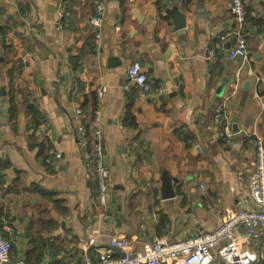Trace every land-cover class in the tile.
<instances>
[{"label": "crops", "instance_id": "crops-1", "mask_svg": "<svg viewBox=\"0 0 264 264\" xmlns=\"http://www.w3.org/2000/svg\"><path fill=\"white\" fill-rule=\"evenodd\" d=\"M99 1L97 41L90 18ZM244 6L240 58L229 0H0V229H13L14 256L37 262L48 246L52 255L36 264H82L96 254L86 243L93 231L96 248L123 235L139 250L211 231L250 206L253 139L264 142V0ZM133 62L147 95L126 78ZM87 127L100 129L89 137L108 171L104 210L84 159ZM242 249L264 264V230Z\"/></svg>", "mask_w": 264, "mask_h": 264}, {"label": "built area", "instance_id": "built-area-1", "mask_svg": "<svg viewBox=\"0 0 264 264\" xmlns=\"http://www.w3.org/2000/svg\"><path fill=\"white\" fill-rule=\"evenodd\" d=\"M230 13L236 27V47L233 55L240 58L246 56V10L245 0H229ZM69 13L61 7L57 17L65 21ZM104 16V3L99 1L90 18V25L94 37L100 40V29ZM208 61H214L212 52L207 55ZM126 78L138 91L147 95L151 90L150 82L142 72L139 63L133 62L126 69ZM104 87L95 90L94 121L99 124L100 108L102 105ZM86 133L85 129H81ZM100 129L90 131V137L97 139ZM92 151L84 154L85 162L94 167L97 185L96 203L100 210L108 206L109 186L108 171L103 161V152L98 143L92 140ZM255 151V165L246 177V185L249 193L250 206L246 209L230 210L226 213L222 223L211 231H201L194 236L178 241H169L161 237L152 241L143 242L139 250L135 243L126 236L112 235L108 244L120 251L116 255L112 249H99L97 234L93 231L87 239V248L93 249L85 252L82 264H251V255L242 249V243L252 242L256 236L264 230V142L259 136L253 139ZM50 156L59 159L60 154L50 151ZM6 233V235L4 234ZM13 229L4 222L0 229V264H25L23 258L16 257L12 251Z\"/></svg>", "mask_w": 264, "mask_h": 264}, {"label": "trees", "instance_id": "trees-1", "mask_svg": "<svg viewBox=\"0 0 264 264\" xmlns=\"http://www.w3.org/2000/svg\"><path fill=\"white\" fill-rule=\"evenodd\" d=\"M7 31H8V28L5 29V32H7ZM9 113H10V111H9ZM89 135H90V129L87 127V129H86V133H85V136H84V140L86 141V143H87L88 145H89V143H90V144L92 143V140H91V138L89 137ZM88 164H89V166L91 167V170H93V169H92L93 166H92L90 163H88ZM47 250H49V251H50V254L52 255L51 249H49V247L46 246V247H44L43 249H41V250L39 251V256L36 255L37 262L40 260V257L46 253ZM21 258H23V257H21ZM23 260H24L25 264H36V263H37L36 261H35V262H30V254H29V253H27V254L24 256ZM49 264H61V263L58 262V261H51V262H49Z\"/></svg>", "mask_w": 264, "mask_h": 264}, {"label": "water", "instance_id": "water-1", "mask_svg": "<svg viewBox=\"0 0 264 264\" xmlns=\"http://www.w3.org/2000/svg\"><path fill=\"white\" fill-rule=\"evenodd\" d=\"M183 25V23L181 24H179L178 25V27H181ZM1 111H0V117L3 119V121L5 122L6 121V116H7V103H6V100L4 99V100H2V105H1ZM115 198L116 199H118V197L117 196H115ZM107 246V248H109V249H112L113 250V252L114 253H116V254H120V251L117 249V248H115L114 246H111V245H106Z\"/></svg>", "mask_w": 264, "mask_h": 264}]
</instances>
